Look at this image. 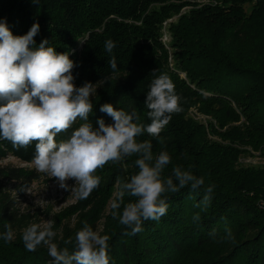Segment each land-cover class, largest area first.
I'll list each match as a JSON object with an SVG mask.
<instances>
[{
	"label": "trees",
	"instance_id": "1",
	"mask_svg": "<svg viewBox=\"0 0 264 264\" xmlns=\"http://www.w3.org/2000/svg\"><path fill=\"white\" fill-rule=\"evenodd\" d=\"M0 19L14 35L39 23L33 47L47 39L57 52H69L77 87L100 82L89 116L93 127L100 118L113 122L100 112L105 103L135 111L140 123L149 124L146 93L155 76L167 74L183 110L172 114L158 139L147 133L137 139L151 140L154 156L170 154L164 176L181 166L204 179L195 192L189 186L169 194L159 221H144L141 232L125 235L130 229L113 218L111 205L109 213L103 209L139 171L138 157L109 162L94 173L101 178L98 188L63 210L69 216L76 212L75 228H64L53 242L72 252L76 232L85 223L97 231L103 219L99 234L109 237L110 264H264V210L257 206L264 200V163L238 162L248 148L264 158V0H0ZM107 40L115 43L112 53L104 49ZM113 55L115 72L108 64ZM191 107L205 122L190 116ZM81 123L78 119L56 139H67ZM34 154L35 142L17 149L0 140V162L10 155L32 161ZM0 177L29 184L36 176L0 164ZM209 185H214L211 203L202 211L196 205ZM134 200L124 197L125 203ZM13 205L0 198V234L18 222ZM197 213L200 220L194 222ZM226 228L232 239H224ZM69 238L73 242L66 245ZM51 259L43 247L28 251L22 235L8 243L0 238V264Z\"/></svg>",
	"mask_w": 264,
	"mask_h": 264
},
{
	"label": "clouds",
	"instance_id": "2",
	"mask_svg": "<svg viewBox=\"0 0 264 264\" xmlns=\"http://www.w3.org/2000/svg\"><path fill=\"white\" fill-rule=\"evenodd\" d=\"M39 30V23L34 22L26 34L14 35L6 19H0V140L11 142L17 149H26L35 142L36 171L55 178L60 188L71 190L81 200L98 188L101 178L94 175L97 169L137 156L134 163L139 171L120 185L117 199L111 203L113 218L130 229L125 235H136L143 230L144 221H159L166 215L169 194L189 186L195 192L204 185L202 177L181 166H175L170 176H164L172 161L170 154L161 151L154 156L151 140L137 139L144 133L158 139L172 114L183 110L174 83L165 73L152 79L145 100L149 124L140 123L135 111L128 113L105 103L100 112L113 122L100 118L98 127H93L89 116L97 87L91 82L75 85L76 63L69 52H57L47 39L33 47ZM114 47L113 41L105 42L107 53H112ZM108 64L113 72L117 71L114 55ZM78 119L82 123L67 139L58 141V134L67 132ZM124 167L127 169L126 164ZM69 180L75 181L74 186L68 185ZM213 189L214 185L207 186L202 201L196 205L202 211L210 206ZM126 195L135 200L125 203ZM199 220L197 213L193 221ZM53 225L54 221L49 219L43 225L28 226L22 235L25 248L31 252L46 246L52 258L50 264H110L107 235H100L85 223L76 232L74 251L70 252L53 242ZM5 228L0 238L8 243L13 239V231L10 225ZM225 233L224 239L233 238L231 229L226 228ZM72 242V238L64 241L66 245Z\"/></svg>",
	"mask_w": 264,
	"mask_h": 264
},
{
	"label": "rangeland",
	"instance_id": "3",
	"mask_svg": "<svg viewBox=\"0 0 264 264\" xmlns=\"http://www.w3.org/2000/svg\"><path fill=\"white\" fill-rule=\"evenodd\" d=\"M164 39H168L167 35ZM95 86L97 88L101 86L100 82ZM188 112H190V116L205 122L206 117L198 113L196 108L191 107ZM238 162L242 164L264 163V158H261L259 150L248 148V153L242 154L238 158ZM0 164L18 167L25 173L33 172L36 176L32 178L29 184H24L20 180H9L6 177H0V198L13 200L14 209L19 214L18 222L12 229L13 237L23 235L24 230L28 226L32 224L43 225L49 219L54 221L53 231L56 233L54 239H61L62 232L66 233L64 228H75L76 212L70 216L62 213L64 209L76 204L78 201V198L71 194V190L60 188L55 178H50L44 173L37 172L33 160L25 161L17 156L10 155L4 158ZM67 183L71 187L74 186L75 181L69 180ZM110 199L105 204L104 214L110 212ZM257 203L258 208L264 210V200H259ZM99 223L100 225H98L96 231L98 233L103 227V219ZM40 247L47 249L43 245Z\"/></svg>",
	"mask_w": 264,
	"mask_h": 264
}]
</instances>
